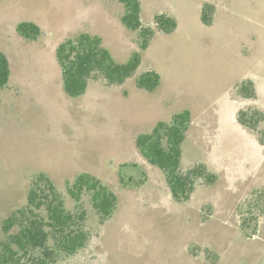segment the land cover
I'll return each instance as SVG.
<instances>
[{"label": "rangeland", "instance_id": "1", "mask_svg": "<svg viewBox=\"0 0 264 264\" xmlns=\"http://www.w3.org/2000/svg\"><path fill=\"white\" fill-rule=\"evenodd\" d=\"M140 30L125 28L118 0H0V51L9 79L0 87V245L16 231L3 222L27 203L38 173L47 175L68 211L84 212L87 239L53 264H264V119L256 130L241 110L264 112V0H139ZM207 13L209 22L202 18ZM164 14L176 23L165 33ZM35 23L33 38L17 25ZM101 37L123 63L140 64L123 83L92 73L86 91H63L58 45L79 33ZM155 70L159 85L138 87ZM251 81L255 95L241 84ZM190 110L180 171L203 165L189 197L176 201L165 174L137 151L136 136ZM96 176L117 196L106 219L68 194L79 173Z\"/></svg>", "mask_w": 264, "mask_h": 264}, {"label": "trees", "instance_id": "2", "mask_svg": "<svg viewBox=\"0 0 264 264\" xmlns=\"http://www.w3.org/2000/svg\"><path fill=\"white\" fill-rule=\"evenodd\" d=\"M118 1L124 8L120 16L122 25L127 29L140 30L141 49L145 48L152 31L141 25L140 1ZM209 18L204 13L202 20L207 23ZM154 20L165 33L172 32L176 26L175 21L164 14H158ZM17 31L26 38L40 33L35 23L26 20L18 23ZM55 54L62 70L63 92L69 97H77L86 91L92 73H100L108 83L121 84L140 64L138 52L120 63L102 45L100 36L83 32L62 41ZM9 70L8 60L0 51V87L8 83ZM136 84L141 89L153 90L159 85L158 72L149 70L138 75ZM239 90L245 96L255 95L251 81L242 83ZM190 113L189 109L175 112L170 121H159L151 131L139 134L135 139L139 154L164 172L169 192L176 201L189 197L197 179H214V175L207 172L203 165L180 171L182 144L189 127ZM237 119L241 125L256 130L264 119V112L252 108L241 110ZM260 141H264V134ZM67 191L78 202L83 191L89 192L92 207L102 219L109 217L117 206L116 194L88 172L78 173ZM64 205L53 181L47 175L38 173L28 189L27 203L16 209L2 224L5 232L13 227L16 231L0 245V264H53L62 256L72 255L82 248L87 239L82 228L84 212L68 211Z\"/></svg>", "mask_w": 264, "mask_h": 264}]
</instances>
